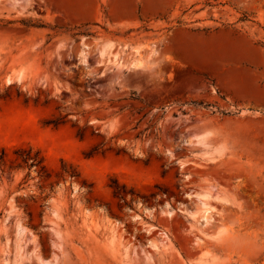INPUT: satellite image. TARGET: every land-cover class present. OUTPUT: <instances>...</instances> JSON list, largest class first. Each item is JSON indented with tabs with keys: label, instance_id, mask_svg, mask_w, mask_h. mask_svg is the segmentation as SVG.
I'll return each mask as SVG.
<instances>
[{
	"label": "rangeland",
	"instance_id": "374dc122",
	"mask_svg": "<svg viewBox=\"0 0 264 264\" xmlns=\"http://www.w3.org/2000/svg\"><path fill=\"white\" fill-rule=\"evenodd\" d=\"M0 264H264V0H0Z\"/></svg>",
	"mask_w": 264,
	"mask_h": 264
},
{
	"label": "bare ground",
	"instance_id": "6f19581e",
	"mask_svg": "<svg viewBox=\"0 0 264 264\" xmlns=\"http://www.w3.org/2000/svg\"><path fill=\"white\" fill-rule=\"evenodd\" d=\"M206 209L203 211V213L200 215L199 219H207L208 216L205 215Z\"/></svg>",
	"mask_w": 264,
	"mask_h": 264
}]
</instances>
